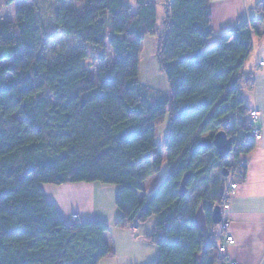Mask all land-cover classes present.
I'll list each match as a JSON object with an SVG mask.
<instances>
[{
    "label": "trees",
    "instance_id": "16d2710c",
    "mask_svg": "<svg viewBox=\"0 0 264 264\" xmlns=\"http://www.w3.org/2000/svg\"><path fill=\"white\" fill-rule=\"evenodd\" d=\"M255 10L264 23V2ZM156 13L154 0H136L135 10L125 0H88L80 13L59 8L52 32L40 25L35 6L18 9L14 23L0 22V264H100L112 255L106 223L75 216L65 224L42 190L80 183L117 186L119 229L157 218L145 237L158 248L155 264H222L210 213L223 202L228 163L198 143L218 132L232 140L242 133L235 159L254 149L240 98L252 83L239 74L253 35L264 29L249 21L210 47V0H169L159 25ZM148 36L156 38L164 95L138 80ZM106 45L114 61L99 66L94 81L82 62L91 48ZM166 117L157 149L156 129ZM164 161L169 173L147 198L143 183ZM244 172L240 166L235 181ZM200 206L205 234L194 222Z\"/></svg>",
    "mask_w": 264,
    "mask_h": 264
},
{
    "label": "crops",
    "instance_id": "0c3cea01",
    "mask_svg": "<svg viewBox=\"0 0 264 264\" xmlns=\"http://www.w3.org/2000/svg\"><path fill=\"white\" fill-rule=\"evenodd\" d=\"M154 1L157 3L156 14L159 25L168 15L169 0ZM260 2H264V0H210L212 35L208 46L217 45L222 36L249 21H253L258 30L264 29V23L260 21L261 15L255 10ZM125 3L133 10L136 9V0H125ZM146 39L144 42L149 41ZM239 78L251 80L252 84L240 91V98L248 112L257 110L260 113L256 126L261 132L262 139L255 142L254 149L250 153L239 156V162L245 168V177L236 181L237 188L230 199L227 217L231 223L230 235L235 244L227 248L226 256L229 263L264 264V35L262 37L253 35L252 49ZM238 138L242 139V133L238 135ZM158 177L159 173L143 183L147 198L151 197L161 184ZM227 184L226 180L224 185ZM102 187L105 186H101L100 183H80L62 186L43 185L42 190L46 200L56 207L65 224L72 222V217L76 216L80 222H103L110 227L113 253L102 260L100 264H117L120 252L121 255L130 256L125 253V247L120 246V239L122 242L132 240L136 246V252H138L137 263L152 264L154 262L152 260L157 258L152 247L156 246L147 243L145 237L152 231L157 218L151 217L142 224L132 223L120 231L116 224L121 213L115 204L112 203L115 206L113 212L109 214L108 221L100 217L97 212V209L107 205L105 202L107 188L105 190ZM112 190L115 201L116 189L112 188ZM151 220H153V224L149 223L150 226L145 228L146 223ZM135 234H140V236H135ZM128 236H130L129 239H127ZM116 242L119 249L118 245L116 249ZM129 252L131 253L130 249ZM127 259L128 257L126 259L122 257L119 261Z\"/></svg>",
    "mask_w": 264,
    "mask_h": 264
},
{
    "label": "rangeland",
    "instance_id": "374dc122",
    "mask_svg": "<svg viewBox=\"0 0 264 264\" xmlns=\"http://www.w3.org/2000/svg\"><path fill=\"white\" fill-rule=\"evenodd\" d=\"M87 2L88 0H66L64 3L58 4L52 0H22V1L16 2L13 5L7 7L5 5V0H0V22L1 23H14L15 13L18 9L35 6L38 11L40 25L46 32H52L54 31L55 16L59 8L71 7V8H74L76 12L80 13L84 9ZM146 40H149V41H146L143 43V50L140 56V65H139L140 67H139L138 80L142 85L153 89L158 94H162V95L167 94L168 85H167L166 79L160 72V69L157 63L156 38L148 36ZM113 61H114V56L112 52L110 51V49L107 47V45L103 50L91 48L89 51L88 58L82 62V68H84L88 72V74L92 77V79L95 81L96 71L98 67L103 64H109ZM167 130H168V117H166L163 123L160 124L156 129L155 143H156L157 149L162 148V144L167 135ZM210 136L211 134L202 136L200 140L210 138ZM226 162L228 163L227 159H226ZM168 173H169L168 164H167V161H164L162 165V169L159 172V177H158L160 179V183L163 182V180L166 178L165 174H168ZM217 175H219V169L213 171V176H217ZM100 185L105 186V187H102L103 189L105 188V190L107 188L106 201H105L107 205L106 207H100L99 209H97V212L100 217L108 221V219H110L109 214L113 212L114 206H115V205L114 206L112 205V203L115 204L114 195L112 194L113 192L112 188L114 190L116 189V193H117L118 188L115 185H105V184L104 185L100 184ZM110 191H111V198H110ZM199 191H201V188H198L194 190L193 192H191V194H189L187 202L190 203ZM101 214H103L104 216ZM95 221H101V220H95ZM149 223L153 224V220L146 223L147 225H145V228L148 225L150 226ZM119 230L123 231L121 229ZM216 231L217 230L215 227L210 232L211 234L214 235ZM135 236H140V234H135ZM129 238L130 236H128L127 239ZM119 243H121L120 244L121 247H125V253L129 254L130 256L121 255V252H120L117 258L118 260L117 264H144V263H137L136 258H137L138 252H136V248H135L136 246L133 244L132 240L130 241L126 240L125 242H122L120 239ZM117 245L118 243L116 242V249H117ZM118 249H119V245H118ZM129 249L131 253L129 252ZM152 250H154L155 256L157 257L156 260H152L154 261L152 264H155L158 261V248L152 247ZM122 257H124L125 259L126 257H128V259L120 262L119 260L122 259Z\"/></svg>",
    "mask_w": 264,
    "mask_h": 264
},
{
    "label": "built area",
    "instance_id": "2783aa9c",
    "mask_svg": "<svg viewBox=\"0 0 264 264\" xmlns=\"http://www.w3.org/2000/svg\"><path fill=\"white\" fill-rule=\"evenodd\" d=\"M230 34V33H229ZM260 118V113L257 110H251L248 112L247 119L249 123V135L253 138L254 142H259L262 139L260 130L257 128L256 124ZM232 149L227 157L228 165L226 167L228 176L226 178L228 184L225 186V191L223 193V202L221 204L220 210L222 214V219L218 225H216V233L212 236L215 241L217 252L220 257L222 264H236L229 263L226 256V251L229 246H233L235 241L230 235V220L227 217V213L230 209V199L234 194V191L237 188L236 178L238 176V169L242 166L239 162V159H235V155L240 149V144H242V139H239L238 136L232 140ZM73 219H76L74 216Z\"/></svg>",
    "mask_w": 264,
    "mask_h": 264
},
{
    "label": "water",
    "instance_id": "95a60500",
    "mask_svg": "<svg viewBox=\"0 0 264 264\" xmlns=\"http://www.w3.org/2000/svg\"><path fill=\"white\" fill-rule=\"evenodd\" d=\"M232 139L228 138L223 132L216 133L212 138H206L201 140L198 143V147L200 148H210L213 147L216 155L218 156L219 160H225L232 149ZM221 175L223 178H227L228 173L226 168L221 170ZM189 175L187 174L180 185V195L184 196L187 192L186 183L188 180ZM222 219V214L220 207L216 206L211 210L210 213V222L214 226L218 225ZM194 222L198 226V228L202 231V233H206L207 231V218L203 211V208L200 206L195 215H194Z\"/></svg>",
    "mask_w": 264,
    "mask_h": 264
}]
</instances>
